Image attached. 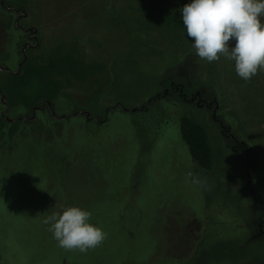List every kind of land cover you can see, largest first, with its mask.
<instances>
[{"label": "rangeland", "instance_id": "obj_1", "mask_svg": "<svg viewBox=\"0 0 264 264\" xmlns=\"http://www.w3.org/2000/svg\"><path fill=\"white\" fill-rule=\"evenodd\" d=\"M188 2L0 0V60L18 57L13 71L0 63L1 100L18 102L0 120V128L12 120L10 135L0 130V264H204L206 254L218 264H264V241L249 239L257 211L243 160L208 109L171 96L133 111L171 80L187 93L198 87L180 58L193 42L167 41L170 29L188 38L180 12ZM140 19L149 27L139 31ZM204 61V95L256 156L251 187L264 197V71L245 82L224 56ZM34 107L46 111L41 120L29 119ZM22 113L36 120L31 129L15 121ZM181 115L207 129L211 170L193 164ZM46 118L50 129H37ZM69 205L92 213L106 234L99 246H58L44 220Z\"/></svg>", "mask_w": 264, "mask_h": 264}, {"label": "clouds", "instance_id": "obj_2", "mask_svg": "<svg viewBox=\"0 0 264 264\" xmlns=\"http://www.w3.org/2000/svg\"><path fill=\"white\" fill-rule=\"evenodd\" d=\"M195 54L208 62L224 56L248 82L264 71V0H190L180 10ZM193 183H199L194 178ZM44 223L60 248L86 252L106 238L92 213L78 205L53 212Z\"/></svg>", "mask_w": 264, "mask_h": 264}, {"label": "flooded vegetation", "instance_id": "obj_3", "mask_svg": "<svg viewBox=\"0 0 264 264\" xmlns=\"http://www.w3.org/2000/svg\"><path fill=\"white\" fill-rule=\"evenodd\" d=\"M192 70L195 73L194 75H192ZM197 71H198V68L195 65L190 64L189 68H186L188 80L193 81L198 86L194 90V92L187 93L185 89L186 84H182V83L171 80L169 81L166 87L154 93V95L151 96L145 104H143L138 109L135 108V110L133 111L140 112L144 110V108H147L146 106L151 101L155 99H159V98H168L171 96L175 98L177 97L179 98V100H183L184 102L185 101L192 102L194 105L198 106L199 108L206 107L208 109V115H210V117L212 118V121L215 122V124L218 127V132L229 140L230 142L229 147L232 150V152L236 153L243 160V173H244V179H245L244 186L246 187L249 193V197L254 203V208L256 209L254 211H257L253 217L254 232L252 233V235H250L249 239L264 241V197L256 194L255 190H253L251 187L252 177L256 173V166L259 164V162L256 156L250 154V148H248V146L233 133L230 127L220 118V116L216 115V111L219 105L217 104V101L213 95L211 98H206V96L204 95V92L201 87L202 85L204 86V84L199 79L202 76V74L200 76H197L196 75ZM206 91L207 90L205 89V92ZM52 107L50 108V112L53 113L54 115V110L52 109ZM35 109L40 110V108H37V107H34V110ZM108 112H109V108H107V112L104 113L106 119H108L107 117ZM32 113L35 115V112H32ZM33 114L32 116H30L29 119H32V117L34 116ZM87 117L89 116H86V118ZM87 119L88 120L94 119L95 121L98 122V118L96 116L92 118H87ZM249 214L253 216L252 210H250ZM194 221H197L198 223L196 224L197 227H196L195 236H194V238L196 239V244L198 245L203 235L202 231H200L202 229V222H200L198 219H194ZM228 244L235 245V242H230ZM234 247L235 246H233V248ZM218 263H219L218 261L214 262V260H211V258H207V254H206V259H205L204 264H218Z\"/></svg>", "mask_w": 264, "mask_h": 264}, {"label": "trees", "instance_id": "obj_4", "mask_svg": "<svg viewBox=\"0 0 264 264\" xmlns=\"http://www.w3.org/2000/svg\"><path fill=\"white\" fill-rule=\"evenodd\" d=\"M137 24H138V26H136V27L139 29V31H141V29L143 30V29H146L147 27H149L144 21L142 22L141 19H140L139 23H137ZM127 29H128L129 37H133V34H135V32L138 31V30L133 31L134 28L132 26L127 27ZM166 30L168 31V29L165 28V31ZM169 31L172 32L171 35L173 37L170 36V40H169V38H167V41H169L171 43L183 42L184 38L186 40H189V38H186V36H184V34L180 35L179 33H177L176 30L170 29ZM19 32H20V30L17 29V35L19 34ZM185 35H186V33H185ZM136 36H137V34H136ZM131 45L132 46H134V45H140L141 46L142 45V46H146V47L150 46L151 48H157V50L159 48L157 46V44H154L150 41H137L136 40L134 42V40H133L131 42L130 46ZM180 58H181V61H183L185 58H187L186 60H189L191 65H195L198 68V71L196 72L197 76H200L203 73V71L205 69V66H204L205 61L203 59H201L200 57H198L195 54V51H193L192 49L189 48L187 50V54L185 51L183 56H180ZM17 59H18V57L16 56V59L14 60V62L13 61L9 62V63H12L11 65L5 61L1 62V60H0V63H4L5 69H7L9 71L10 70L13 71V69H15V67H16ZM195 62H197V63H195ZM4 95H5V97L7 96L5 93H4ZM59 95H65V94H59ZM16 105H18V102H15L13 104H10V103L3 104L1 97H0V120L2 119L3 116L5 118H7L6 116H9L8 113L12 112L13 107ZM42 113H46V111H44L43 109L42 110L41 109L36 110L34 117H36L39 120L40 119L39 115ZM17 116H19V118L15 119V121L22 123L23 125H25V127L29 128V129H31L30 126L32 124L33 125L35 124L34 122L36 120L34 122L29 121L26 118V113H22V114L17 115ZM50 119H53V118H50ZM10 121H12V120L6 119L1 125L0 130H1V132L3 131V133L5 134L4 137H6L7 134L10 135L9 134L10 132L8 133V130H7L9 128ZM42 122L44 124H41L40 127L38 125L36 127L37 129H42L43 127L45 128L46 125L50 129L51 124H50L49 119H47L45 121L42 120ZM179 133H180L179 135H180L181 141L184 143V145L188 149V152H189V155H190V158H191L193 164L199 170H203V171L211 170L213 167V164H214V159H213L211 144H210L209 137H208V132H207V129L205 128V126L203 124L199 123L198 121H196L194 118H191V117L186 116V115H181L179 117Z\"/></svg>", "mask_w": 264, "mask_h": 264}, {"label": "water", "instance_id": "obj_5", "mask_svg": "<svg viewBox=\"0 0 264 264\" xmlns=\"http://www.w3.org/2000/svg\"><path fill=\"white\" fill-rule=\"evenodd\" d=\"M135 110V109H134ZM86 116H88L87 114H86Z\"/></svg>", "mask_w": 264, "mask_h": 264}]
</instances>
